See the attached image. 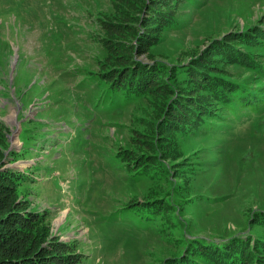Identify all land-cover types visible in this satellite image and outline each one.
I'll use <instances>...</instances> for the list:
<instances>
[{"label": "rangeland", "instance_id": "obj_1", "mask_svg": "<svg viewBox=\"0 0 264 264\" xmlns=\"http://www.w3.org/2000/svg\"><path fill=\"white\" fill-rule=\"evenodd\" d=\"M167 2L0 0V171L22 176L14 205L26 203L50 221L41 247L64 243L75 264H178L235 237L264 239V93L255 111L238 119L222 113L206 133L175 135L192 118L179 102L194 109L202 83L184 79L188 66L214 58L219 75L264 86L255 33L264 36V0ZM177 14L175 26L158 24ZM237 39L250 64L212 57ZM131 60L160 67L161 78L172 64L184 71L170 88L173 75L119 112L100 111L106 96L98 109L86 106L80 78ZM116 148L147 157L154 173L138 180L110 167ZM141 204L159 214L155 223L130 212Z\"/></svg>", "mask_w": 264, "mask_h": 264}, {"label": "trees", "instance_id": "obj_2", "mask_svg": "<svg viewBox=\"0 0 264 264\" xmlns=\"http://www.w3.org/2000/svg\"><path fill=\"white\" fill-rule=\"evenodd\" d=\"M164 1L166 3L168 0ZM172 2L177 5H182L183 3L186 5L190 4L191 0H170L167 2L169 3L168 6H174L175 4H172ZM171 9L173 7L170 9L165 8L161 14L168 15L172 11ZM179 20L180 15L177 14L176 16L165 18L158 24H161V28L167 29L168 26H175ZM255 33L257 34L256 38H259L262 43L260 49L264 50V36L262 34L259 35V32ZM234 41V43L230 44L223 42L219 44L218 52H212V57L223 53L224 57L227 55L234 61L250 64L249 61L252 54L247 50H245V54H242L240 52L242 42L238 39ZM213 59L208 62L209 64L206 63L199 67H195V65L188 66V70L185 71L183 76L185 80L190 81L193 78L187 77L192 76L196 77L197 83L199 81L202 83L200 88L194 93L193 98H191L193 99L192 102L196 104L194 109L188 106L190 105L189 101L179 102L181 107L189 108V110L184 112L192 118L191 121H188V125L182 124L179 126L175 135H183L187 129H191L193 134L198 131L206 133L209 125L218 124V119L222 113L229 114L233 119H238L240 113L245 114L246 112L255 111L262 106L259 97L264 93L261 91L264 86L249 84L250 82L247 80L240 81L228 75H219L214 71L217 66L210 63ZM260 61L264 65V54L261 55ZM232 63L235 65V62ZM172 66L177 68L169 73V75L173 76H170L169 86H165V88H170L172 82H178L175 78L176 75L184 71L181 64H172ZM194 69L195 72H193ZM246 69L249 70V68ZM162 72L165 71H162L160 67L156 69L153 66H148V64L143 65L131 60L123 65L109 66L102 73L92 72L86 76L84 74L80 78L78 86H85L90 97L86 106H96L98 109L101 106L100 103L98 104V99L101 98L102 100L103 96H106L107 101L102 105L100 111L112 108L119 112L128 107L133 101L135 102L138 99L148 97L149 94H154L156 83L165 84L164 80L169 75L165 73L161 78ZM263 73L264 71L258 74L263 76ZM72 75L76 74H70V76ZM86 80L93 81L95 88L89 86ZM97 90L99 91L98 96ZM176 92L179 93L177 90ZM188 98L190 97L186 99ZM115 100L117 107L109 106ZM175 100H179V97L175 98ZM174 124H176L175 121H173ZM124 149L129 150L128 148ZM107 164L110 167H115L118 164L132 172L133 177L138 180L143 177H150L154 173V168L148 167L150 165L147 162V157L131 156L128 158L119 148L113 153ZM0 175L6 181V184L2 186L0 184V211L5 209L0 223V264H68V261L75 264L77 262L75 261V256L72 259L73 253L69 252L68 247L64 243L53 241L49 247H41L40 241L48 236L46 225L47 223L50 224L44 214L26 208V203H23L22 207L19 204L14 205L11 199L14 193L20 190L17 181L22 176L11 171H0ZM151 181L153 180L151 179ZM143 202L146 203V201ZM141 205L139 209L138 207L137 209L133 208L130 212L139 214L144 222L155 223L153 221L159 217L156 210H153L150 205ZM7 208L10 209L8 215L5 216ZM249 236L251 237H246L245 242H243V238H232L227 242L226 248L217 246L211 253L191 254V256H186V261L178 264H264V239H258L254 233H250ZM232 241L233 243H231Z\"/></svg>", "mask_w": 264, "mask_h": 264}]
</instances>
